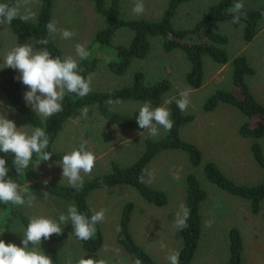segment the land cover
Returning a JSON list of instances; mask_svg holds the SVG:
<instances>
[{"label": "rangeland", "instance_id": "rangeland-1", "mask_svg": "<svg viewBox=\"0 0 264 264\" xmlns=\"http://www.w3.org/2000/svg\"><path fill=\"white\" fill-rule=\"evenodd\" d=\"M109 1V0H107ZM169 0H143L145 11L142 15L133 12L138 0H123L121 12L125 18L158 19L162 15ZM217 0H190L177 9L173 18L176 28L191 27L205 13L207 7ZM19 7L21 15H28V20L34 21L39 8L40 0H0ZM247 9H257L263 0H239ZM53 21L58 29L69 30L75 33L71 39H62L60 34L55 35V41L62 51L63 57L72 56L81 60L77 54L76 44L90 45L96 31L105 25L102 18L88 0H55L53 6ZM216 30L229 38L226 50L231 59L244 54L255 69V73L246 76L254 96L264 104V18L258 22L257 31L250 42L242 38V23L233 21L221 22ZM131 34L121 32L115 35L112 43H128ZM34 48H42L34 41H28ZM0 67L3 59L15 46L24 43L16 42L8 23L0 24ZM151 51L145 59L132 62L128 71L121 75L109 72L105 67L106 53L101 55L97 69L91 74V91L110 90L120 88L131 83L133 74L142 71L146 83H153L161 78H168L172 83L171 91L163 98L161 104L152 105L168 107L166 100L174 94L181 98L182 92L188 93L189 104L185 114L193 115V119L180 128V137L199 146L203 160L214 161L221 171L237 184L250 185L261 178V169L254 161L249 150V141L241 138L237 133L242 115L231 106L223 103L210 112L202 110L204 100L216 89H230L231 66L230 61L224 65L215 63L209 57H203V84L198 89H189L185 83V75L189 69V62L179 50L166 52L162 48V40L154 38L151 41ZM105 51H108L105 49ZM2 69V68H0ZM28 91L23 85L24 93ZM26 102V101H25ZM144 103L126 101L117 104L115 109L124 114L139 113ZM87 117L82 116L80 110L66 123L58 135L53 150L69 151L77 147L80 141H87V150L96 157V164L91 174L83 175V181L111 171L112 163L117 162L126 167L132 164L144 149V139L161 138L165 130L157 125L158 134L152 136L148 129L136 131L119 128L109 123L96 109L87 108ZM0 113L13 120L17 128L31 132V126L6 101L0 91ZM40 115V114H39ZM41 116V115H40ZM42 118H46L41 116ZM264 150V138L261 140ZM2 153V152H0ZM4 154V153H2ZM12 161L14 154H4ZM188 172L196 174L202 187L207 192V198L201 205L202 232L195 255L190 264H226L229 254L227 229L236 226L242 236L243 264H264V201L257 213L251 211L249 202L231 195L215 185L209 183L201 166L193 167L187 156L178 150L165 149L159 151L145 167V183L153 189L166 193L168 201L163 206H156L143 199L132 186L116 185L109 188L93 190L87 197L93 212L104 210L105 218L99 223L102 231L103 243L99 251L100 259L106 264H135V257L125 251L116 238L119 216L123 205L131 201L134 210L129 228L134 240L158 264L169 263L167 257L173 250H179L182 240L175 227V220L180 206L184 205L186 195L185 176ZM39 181L49 180L57 184L69 185L67 178L62 176V163H51L38 170ZM45 191L35 194L29 205L27 202L20 207L21 212L30 220L34 216H44L58 220L61 213L67 214L69 201H64L49 194L43 197ZM5 212L0 213V239ZM211 221V227L207 222ZM68 236L54 246L58 250V264H77L83 250L74 234L72 223L62 225ZM25 227L18 217L12 219L8 228V243L23 246ZM164 245L162 248L161 245ZM51 244L41 242L40 249L44 252ZM39 247L29 243V248Z\"/></svg>", "mask_w": 264, "mask_h": 264}, {"label": "trees", "instance_id": "trees-1", "mask_svg": "<svg viewBox=\"0 0 264 264\" xmlns=\"http://www.w3.org/2000/svg\"><path fill=\"white\" fill-rule=\"evenodd\" d=\"M55 0H40L39 8L34 21L19 18L8 24L16 42L25 43L38 41L47 38L46 25L53 21V6ZM92 2L94 10L105 20V25L98 29L88 46L90 55L87 59H81L79 65L82 75L87 78L98 67L106 53L105 67L112 74L121 76L125 74L133 61L145 59L151 51V41L154 38L162 40V48L166 52L179 50L189 62V69L185 75V83L189 89H198L203 84V57L207 56L215 63L224 65L230 61L231 88H216L203 102L202 110L212 111L220 103L231 106L238 110L242 116L238 133L240 136L250 140V151L263 171L261 180L253 185L237 184L229 179L212 160H203V154L199 146L193 142L183 140L180 137V128L193 119V115L183 113L177 106L176 100L180 99L178 94L170 97L168 104L171 111L173 127L170 132L165 131L159 139L145 138L144 149L141 155L129 166L122 167L117 162L112 163L111 171L106 174L95 175L83 181L82 188H73L70 185L57 184L48 181H39L38 170L51 163H62V157L69 151L53 150V145L62 132L65 123L80 110L94 108L109 123L119 128L142 131L136 122L139 113L124 114L115 109L117 104L108 105L109 99L119 100L121 104L126 101L151 102L152 105L161 104L163 98L171 91V81L164 77L153 83H146L142 71L133 74L130 84L110 90L91 91L87 96L80 98L75 94H67L63 101V111L51 116L42 118L38 113L27 105L23 100V84L17 79L20 75L12 68L0 69V91L3 93L8 104L23 118L33 129L42 127L49 137V146L46 151L52 153L49 161L38 160L34 154L29 167L23 170V174L17 175L13 161L6 155L0 153V157L7 160L9 176L16 180L21 187L28 189L27 195L34 196L40 191L48 192L50 195L69 201L75 205L79 212L91 216L92 211L88 195L93 190L109 188L116 185L132 186L147 202L156 206H163L167 203L166 193L159 189L150 188L145 181L140 182L139 177L144 175L145 167L151 159L161 150L170 149L183 152L193 167L201 166L205 179L219 189L249 202L251 211L257 213L264 200V152L260 140L264 138V104L261 103L252 93L246 82V76L255 73L248 58L244 54H238L232 59L226 50L229 38L218 32L216 26L221 22L233 21L236 15L232 8L239 0H217L210 4L201 18L191 27L176 28L173 18L180 5L190 0H169L162 15L158 19L125 18L121 12L123 0H88ZM242 23V38L250 42L254 38L258 22L264 18V0L257 9L243 7L239 13ZM121 32L131 34L128 43H112L115 35ZM42 49L47 47L48 51L55 57L63 58L62 51L55 41L50 39L49 44H38ZM1 47V44H0ZM108 50V51H105ZM80 141L76 148L79 147ZM87 147V145H86ZM186 195L184 205L190 209V216L187 220L188 227L177 230L182 246L180 252V264H190L197 249L202 232L201 205L207 198V192L202 187L196 174L188 172L184 179ZM21 206L0 203V213L5 212L2 237L8 243L10 227L13 218L18 217L25 229L29 219L21 212ZM134 209V203L126 202L119 216L116 238L125 251L142 264H158L149 254L134 240L129 224ZM95 235L87 241L77 238L83 250L81 258L100 259L99 251L102 247L103 236L99 223L96 225ZM177 229V228H176ZM68 236L63 228L61 235L53 234L50 239L42 240L51 244L43 253L50 256L53 264H58L59 254L54 244L65 240ZM229 254L226 264H243L242 250L243 242L239 229L230 226L227 229ZM169 264V263H167Z\"/></svg>", "mask_w": 264, "mask_h": 264}, {"label": "clouds", "instance_id": "clouds-1", "mask_svg": "<svg viewBox=\"0 0 264 264\" xmlns=\"http://www.w3.org/2000/svg\"><path fill=\"white\" fill-rule=\"evenodd\" d=\"M242 2H236L232 11L236 13L233 16V23H239V13L243 9ZM145 11L143 0H138L133 8V12L142 15ZM25 20L28 15H21L19 7L10 5L7 2L0 3V24L11 22L14 19ZM47 38H41L36 43L48 45L50 39L57 33L62 39H71L75 33L69 30L58 29L54 21L47 25ZM76 54L80 59H87L90 55L84 44H76ZM12 68L20 75L17 77L23 85L27 86L28 91L24 93V99L34 112L43 117H51L63 111V101L67 94H75L83 98L87 96L92 88V77L85 78L77 59L72 56H53L47 47L37 50L33 44L24 43L12 48L3 59V67ZM120 103L119 100L109 99L106 104L113 105ZM171 100H166L165 104H170ZM178 108L186 111L189 99L188 93L182 92L181 98L176 100ZM88 109H83L82 116L87 117ZM140 129H148L149 134L156 136L158 134L157 125L170 132L173 127L171 111L163 105L153 108L151 102H145L139 110L136 119ZM17 128L13 120L6 118V114L0 113V152L4 154H14L13 165L17 175L23 174L33 160L34 154L41 161H49L52 153L46 151L49 146V137L42 127H34L31 132ZM87 141H82L78 148L66 153L62 157V176L67 178L71 187L82 188L83 175L91 174L95 167L97 157L87 150ZM83 174V175H82ZM141 183L145 181L144 175L139 177ZM47 185L48 181H44ZM28 189L9 176L7 160L0 157V203L12 204L14 206H24L26 202L30 205L34 197L27 195ZM48 192L43 193L47 199ZM190 216V209L181 205L177 212L175 227L177 230H183L188 227L187 220ZM105 218V211H95L90 217L79 212L75 205H69L67 214L61 213L58 220L44 216H34L30 218L22 247L14 243H5L0 239V264H53L50 256L44 254L40 249L42 240H48L53 234L61 235L63 233L62 225L72 223L74 234L80 240H90L96 233V225ZM211 221L207 226L211 227ZM33 246L29 248V243ZM163 248L164 245L162 244ZM169 264H180V252L173 250L167 257ZM77 264H106L104 259L81 258ZM135 264H142L137 259Z\"/></svg>", "mask_w": 264, "mask_h": 264}, {"label": "crops", "instance_id": "crops-1", "mask_svg": "<svg viewBox=\"0 0 264 264\" xmlns=\"http://www.w3.org/2000/svg\"><path fill=\"white\" fill-rule=\"evenodd\" d=\"M226 106H228V105H226ZM217 108H218V107H217ZM235 110H236V109H235ZM212 111H213V110H212ZM236 111H238V110H236ZM209 112H210V111H209ZM238 112H239V111H238ZM239 113H240V112H239ZM240 114H241V113H240ZM241 115H242V114H241ZM243 119H244V118H243V116H242V121H243ZM242 121H241V122H242ZM241 122L239 123L238 128H239ZM238 128H237V133H238ZM238 135H239V133H238ZM239 136H240V135H239ZM240 137L243 138V139H247V138H244V137H242V136H240ZM247 140L249 141V150H250V143H251V142H250L249 139H247ZM261 140H262V139H261ZM261 140H260V142H261ZM261 145H262V143H261ZM197 146H198V145H197ZM262 148H263V146H262ZM250 152H251V151H250ZM263 152H264V150H263ZM251 155H252V154H251ZM252 157H253V156H252ZM253 159H254V158H253ZM254 161H255V159H254ZM255 162H256V161H255ZM256 163H257V162H256ZM257 165H258V164H257ZM258 166H259V165H258ZM259 168H260V166H259ZM260 169H261V168H260ZM262 174H263V171H262V169H261V178H262ZM261 178H260V180H261ZM260 180H259V181H260ZM259 181H258V182H259ZM258 182H256V183H258ZM256 183H254V184H256ZM250 185H253V184H250ZM205 200H206V199H205ZM205 200H204V201H205ZM204 201H203V202H204ZM263 201H264V200H263ZM133 210H134V209H133ZM201 216H202V215H201ZM176 230H177V229H176ZM177 232H178V231H177Z\"/></svg>", "mask_w": 264, "mask_h": 264}]
</instances>
